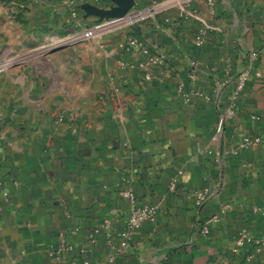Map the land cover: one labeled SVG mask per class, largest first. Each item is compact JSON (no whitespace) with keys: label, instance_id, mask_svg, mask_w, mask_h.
I'll return each instance as SVG.
<instances>
[{"label":"crops","instance_id":"0c3cea01","mask_svg":"<svg viewBox=\"0 0 264 264\" xmlns=\"http://www.w3.org/2000/svg\"><path fill=\"white\" fill-rule=\"evenodd\" d=\"M24 1L58 31L103 27L117 7ZM103 35L0 73V264H264V0L168 4ZM203 188L217 190L200 207ZM152 203L126 240L130 211ZM244 228L259 243L236 250Z\"/></svg>","mask_w":264,"mask_h":264},{"label":"rangeland","instance_id":"374dc122","mask_svg":"<svg viewBox=\"0 0 264 264\" xmlns=\"http://www.w3.org/2000/svg\"><path fill=\"white\" fill-rule=\"evenodd\" d=\"M136 11L138 10L134 4L125 15L114 17V22L101 26L102 30L99 34L92 38H83L82 33L86 28L81 31L79 26L80 32L76 28L58 31L55 28L45 26V22L40 23L39 19L32 18L31 8L24 0H0V73L23 62L28 63L41 57L50 58L53 53L51 50L56 46L62 50L72 48L77 42H98L104 33L106 34L111 30V27H115L114 25L118 27L127 26L124 22L121 24L118 22ZM142 12L145 13L146 11L143 10ZM95 26L97 25L92 27ZM9 34L15 36V42H11ZM77 53L79 52H75V54Z\"/></svg>","mask_w":264,"mask_h":264},{"label":"built area","instance_id":"2783aa9c","mask_svg":"<svg viewBox=\"0 0 264 264\" xmlns=\"http://www.w3.org/2000/svg\"><path fill=\"white\" fill-rule=\"evenodd\" d=\"M187 2V0H168L166 3H160V4H155L152 8H149L148 11H146L145 13H143L142 11H136L133 12L129 15H127V17L123 18L121 21L118 22V24H121L122 22H124L127 26L134 24L135 22H138L139 20H141L142 18H144V16L149 13V12H154L155 10H159L163 7H165L168 4H183ZM115 27H118L116 25H114ZM101 26H95L92 28H86L84 30V32L82 33V37L83 38H92L93 36L99 34L102 30ZM123 27V26H120ZM131 45H142L141 42H139L137 39L132 40V42L130 43ZM164 60V56L161 54H155L153 56L150 57L149 61L145 64H142V67L146 68L147 65H149V63H160ZM246 77V73L242 74L240 76L241 79V83L239 84V90L242 88L243 84H244V80ZM147 79H150V74L146 75ZM187 100H189V98H187ZM235 115V109L232 105H229V107L225 110H221L219 112V120H218V128H217V133L216 136L219 138L224 137L225 135V129H226V125L228 122V119L232 116ZM261 143V138L259 136H255V137H244L241 143V146L243 148L246 147H250V146H256L259 145ZM183 173V171H179V175H181ZM177 180H174V183H176ZM217 190V189H212L209 190V188H203L200 190H197L194 192L193 197L195 198V200L197 201V204L200 207H203L205 204H207L209 202V200H211L212 194L213 192ZM3 196L7 197V193L5 191L2 192ZM123 195L128 197L129 199L132 200V202H135L136 198L134 193L130 190L127 189L123 192ZM1 196V195H0ZM1 201V199H0ZM156 205L155 204H145L144 206H142L141 208H133L132 211H130V213L127 216L126 219V228L124 230V232L121 233V235L126 239V240H131L132 235L134 234V232L142 225V223L147 220V219H152L154 217V214L156 212ZM217 220V216H214L208 220H206L200 227V233L202 235H208L210 232V223L213 221ZM71 232H75L78 231L77 227L72 228V230H70ZM99 230H95L94 232H98ZM64 234H61V237H63V241H62V247L61 249L67 248V249H71L73 248V246L71 244H69L68 242H66L64 240ZM254 243H259V241L252 235V233L248 230V229H243L240 232V235L236 241V246L235 249H239L242 246H245L246 244H254ZM54 250L52 249L51 251H49V254L51 257H56L59 259L58 255L60 250ZM81 253L85 252L84 248H81L79 250ZM248 258H252V255H249ZM116 263V259L114 257L111 258V260L109 261V264H115ZM83 264H91L90 261L85 260L83 262Z\"/></svg>","mask_w":264,"mask_h":264},{"label":"water","instance_id":"95a60500","mask_svg":"<svg viewBox=\"0 0 264 264\" xmlns=\"http://www.w3.org/2000/svg\"><path fill=\"white\" fill-rule=\"evenodd\" d=\"M117 4L116 8L110 11L102 12V16L105 17H119L125 15L133 6L134 0H114ZM59 47H54L51 51L54 52L59 50Z\"/></svg>","mask_w":264,"mask_h":264}]
</instances>
